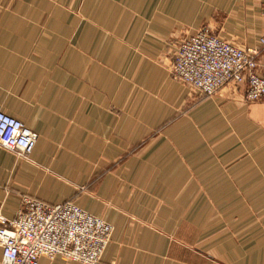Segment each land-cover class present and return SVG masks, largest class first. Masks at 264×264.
Listing matches in <instances>:
<instances>
[{
    "label": "crops",
    "instance_id": "crops-1",
    "mask_svg": "<svg viewBox=\"0 0 264 264\" xmlns=\"http://www.w3.org/2000/svg\"><path fill=\"white\" fill-rule=\"evenodd\" d=\"M200 28L250 47L264 0H0V111L38 134L0 147L2 215L73 202L113 227L101 264H264V101L172 77Z\"/></svg>",
    "mask_w": 264,
    "mask_h": 264
},
{
    "label": "built area",
    "instance_id": "built-area-1",
    "mask_svg": "<svg viewBox=\"0 0 264 264\" xmlns=\"http://www.w3.org/2000/svg\"><path fill=\"white\" fill-rule=\"evenodd\" d=\"M264 51V35L260 38ZM218 35L198 31L184 37L173 52V78L193 92L212 96L228 85L243 89L245 101L264 100V58ZM38 134L21 120L0 111V147L27 159ZM113 227L73 202L50 204L22 195L12 219L1 213L0 246L5 264H38L61 256L80 264H101Z\"/></svg>",
    "mask_w": 264,
    "mask_h": 264
},
{
    "label": "rangeland",
    "instance_id": "rangeland-1",
    "mask_svg": "<svg viewBox=\"0 0 264 264\" xmlns=\"http://www.w3.org/2000/svg\"><path fill=\"white\" fill-rule=\"evenodd\" d=\"M198 31H205V32H207V33H211V34H213V35H216L215 34V32H216V30L215 29H208V28H200V29H198V30H196L194 33H196V32H198ZM193 34V33H192ZM190 35V34H189ZM262 35H264V32H262L260 35H259V37L256 39V42L255 43H253L252 44V46H247V45H245V44H243V43H241V44H236V43H233V44H235V45H238V46H240V47H244V48H250V49H253V50H256L257 52H258V59L260 60V61H262V58H264V51H262V47H261V44H260V37L262 36ZM186 36H188V35H186L185 34V36L183 35V37L181 36L180 38H178L179 40H178V43L180 42V40H182L184 37H186ZM223 39H225V38H223ZM226 40V39H225ZM226 41H228V42H230V43H232L231 41H229V40H226ZM178 45V44H177ZM177 45H176V47H177ZM176 49V48H175ZM172 56H173V53H172ZM172 59V58H171ZM171 61V60H170ZM168 69H169V71H170V67L168 66ZM170 73H171V71H170ZM172 75V74H171ZM173 77V76H172ZM175 79V78H174ZM177 80V79H176ZM179 81V80H178ZM181 82V81H180ZM182 83V82H181ZM184 84V83H183ZM224 88H228L227 90H223V88H221V90L220 91H218L216 94H214V95H212V96H203V95H201L200 93H197V92H194V102L196 101H198V100H202V99H205V98H214V97H216V98H218V99H220L221 101H223V102H225V101H229V100H241V101H245L244 100V98H243V89H242V87H240V86H236V87H233V86H230V85H228V86H226V87H224ZM238 98V99H237ZM260 101V100H259ZM262 101H264V100H262ZM31 197H33V196H31ZM34 198H36V197H34ZM36 199H39V198H36ZM41 200V199H40ZM98 217H100V216H98ZM102 218V217H101ZM103 219V218H102Z\"/></svg>",
    "mask_w": 264,
    "mask_h": 264
}]
</instances>
